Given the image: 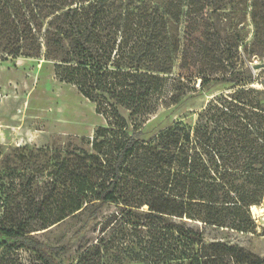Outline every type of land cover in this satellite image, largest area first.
<instances>
[{"label": "trees", "instance_id": "obj_1", "mask_svg": "<svg viewBox=\"0 0 264 264\" xmlns=\"http://www.w3.org/2000/svg\"><path fill=\"white\" fill-rule=\"evenodd\" d=\"M184 2L166 0L160 14L148 0H0V55L44 56L57 79L75 87L107 123L95 130L92 153L40 150L19 157L23 166L35 165L40 156L46 160L36 171L48 173L42 192L35 190L34 169L24 176L12 159L6 163L0 175V264L21 250L40 264H60L52 251L64 247H51L34 233L77 219V238L110 205L117 212L103 231L125 225L136 233L139 263L264 264V256L237 245L206 243L200 230L258 229L253 214L264 201V89L254 86L251 69L239 66V50L264 53V0H211L229 72L202 78L201 88L218 82L225 90L193 126L176 122L143 139L152 114L197 91L167 77L171 69L163 62L178 52L179 42L164 32L169 21L179 26ZM26 221L38 229H27ZM102 238L75 264H103L112 239Z\"/></svg>", "mask_w": 264, "mask_h": 264}, {"label": "rangeland", "instance_id": "obj_2", "mask_svg": "<svg viewBox=\"0 0 264 264\" xmlns=\"http://www.w3.org/2000/svg\"><path fill=\"white\" fill-rule=\"evenodd\" d=\"M165 4L166 0H148V5L153 9L157 8L160 14H163ZM225 12L227 10L222 13ZM211 15V0H185L179 26L171 21L167 22L164 33L179 42L178 52L163 60L165 67L169 66L171 69L167 77L180 78L197 91L189 92L180 104L161 107L152 114L143 125V139L153 137L176 122L193 126L197 114L211 99L225 90V85L218 82H213L211 87L201 88L202 78L218 79L229 72L226 46L213 29ZM247 25L246 43L250 44L253 28L249 21ZM239 51V66L251 69L253 78L258 80L254 86L264 89V53L257 56L245 53L241 48ZM121 113L128 118L127 112ZM106 124V119L97 114L96 107L81 96L75 87L57 79L53 63L46 61L44 56L39 59H12L0 55V175L6 173L5 165L12 159L18 170L24 172V176L33 174L34 169L39 182L35 190L42 192L48 173L36 171L46 160L40 156L38 160H33L35 165L23 166L18 161L19 157H26L31 152L36 156L40 150L68 152L79 149L92 153L94 132ZM116 212L115 206H106L99 219L92 222L77 238L73 236L81 225L77 219H69L59 226L39 230L34 235L51 247H64L63 252L52 251L60 264H75L85 249L96 244L104 235L112 241L106 240L110 243L103 264H142L134 256L141 249L135 238L136 233L125 225L103 231V224ZM253 217L258 225L255 234L205 226H200V230L208 244L222 242L237 245L263 257L264 201L260 207L255 208ZM25 219L22 218V221ZM25 223L27 229H38L34 227L35 222ZM118 257L120 261L117 260ZM5 263L40 264L32 253L25 250L7 255Z\"/></svg>", "mask_w": 264, "mask_h": 264}]
</instances>
